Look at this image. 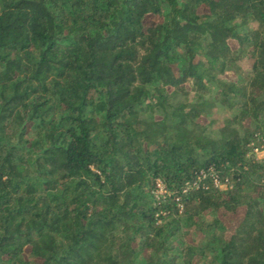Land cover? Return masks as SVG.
Instances as JSON below:
<instances>
[{
  "label": "trees",
  "instance_id": "obj_1",
  "mask_svg": "<svg viewBox=\"0 0 264 264\" xmlns=\"http://www.w3.org/2000/svg\"><path fill=\"white\" fill-rule=\"evenodd\" d=\"M256 150L264 0H0V264H264Z\"/></svg>",
  "mask_w": 264,
  "mask_h": 264
},
{
  "label": "rangeland",
  "instance_id": "obj_2",
  "mask_svg": "<svg viewBox=\"0 0 264 264\" xmlns=\"http://www.w3.org/2000/svg\"><path fill=\"white\" fill-rule=\"evenodd\" d=\"M158 20L159 17H152L149 20V23L153 24ZM252 62L253 61L250 57L246 58L244 61L241 62V65L246 72H249L251 70ZM235 113H236L235 111H229L222 106H218L217 110H215L208 119H204L203 122L204 123L211 122L212 126L210 127V130H212V132H217L224 125L225 120L234 116ZM257 157L260 159L264 158V150H261L258 153ZM158 187L159 189L156 192V195L157 196L163 195L165 193L163 190V186L158 185ZM219 217L223 222H226L230 226H235L239 223L241 215L226 216L223 214H219ZM207 219L211 220V217L207 216ZM201 239H202L201 233L195 232L194 230L187 235V241L190 243L198 244L201 241ZM195 261L199 262V264H210L207 258L196 257Z\"/></svg>",
  "mask_w": 264,
  "mask_h": 264
},
{
  "label": "built area",
  "instance_id": "obj_3",
  "mask_svg": "<svg viewBox=\"0 0 264 264\" xmlns=\"http://www.w3.org/2000/svg\"><path fill=\"white\" fill-rule=\"evenodd\" d=\"M255 152L257 153V156H258V153H259L260 151L256 150ZM259 159H260V158H259ZM215 185H216L217 187H220V188H227L226 185H224V184H220V182H219L217 179H215Z\"/></svg>",
  "mask_w": 264,
  "mask_h": 264
}]
</instances>
